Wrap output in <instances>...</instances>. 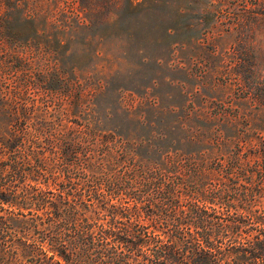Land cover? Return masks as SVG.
<instances>
[{
  "label": "trees",
  "instance_id": "1",
  "mask_svg": "<svg viewBox=\"0 0 264 264\" xmlns=\"http://www.w3.org/2000/svg\"><path fill=\"white\" fill-rule=\"evenodd\" d=\"M160 5L0 0V264H264V13L226 98L178 105Z\"/></svg>",
  "mask_w": 264,
  "mask_h": 264
},
{
  "label": "rangeland",
  "instance_id": "2",
  "mask_svg": "<svg viewBox=\"0 0 264 264\" xmlns=\"http://www.w3.org/2000/svg\"><path fill=\"white\" fill-rule=\"evenodd\" d=\"M141 1L134 0L135 3ZM256 1L174 0L175 5H160L164 14L171 13L181 29L179 38L165 41L167 46L175 42L177 45L172 52L166 53L165 50L160 80L155 87L159 95L157 100L196 105L200 99L226 98L220 86L227 80L228 72L238 64L242 65V57L261 48L260 32L246 33L241 28L246 23L245 17L249 18L248 21L257 20L261 17L259 10L264 13L260 5H252ZM254 22L252 24L256 28L259 21ZM249 37L252 39L247 40ZM251 41L252 46L249 44ZM203 71H209L212 76L201 78ZM231 80H236L235 75ZM5 108L0 103V141H6L11 133V119Z\"/></svg>",
  "mask_w": 264,
  "mask_h": 264
}]
</instances>
